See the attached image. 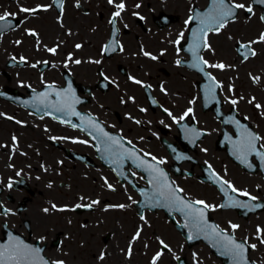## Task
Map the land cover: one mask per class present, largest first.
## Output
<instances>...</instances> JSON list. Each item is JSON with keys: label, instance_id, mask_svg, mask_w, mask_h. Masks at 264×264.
Wrapping results in <instances>:
<instances>
[{"label": "flooded vegetation", "instance_id": "af4514ba", "mask_svg": "<svg viewBox=\"0 0 264 264\" xmlns=\"http://www.w3.org/2000/svg\"><path fill=\"white\" fill-rule=\"evenodd\" d=\"M210 1L115 0L125 10L113 24L117 8L108 0H62L59 11L54 0H0V15L12 14L11 27L0 30V245L15 237L64 264H151L158 251L157 264H223L184 238H124L125 209L136 210V186H148L145 169L153 161H163L159 168L183 194L238 218L219 207L220 181L239 190L231 193L242 204L250 199L240 192L264 198L260 157L248 155L251 165L243 167L227 152L239 157L237 122L264 138V3L232 0L253 13L238 9L234 21L207 34L208 46L201 43L198 55L209 65L232 56L222 70L194 66L190 51L193 20L186 22ZM50 9L55 19L47 17ZM242 45H249L247 58ZM48 97L59 98V117L31 106ZM97 129L120 144L105 151ZM261 145L264 139V153ZM94 200L100 203L84 207Z\"/></svg>", "mask_w": 264, "mask_h": 264}, {"label": "snow or ice", "instance_id": "6c2138e0", "mask_svg": "<svg viewBox=\"0 0 264 264\" xmlns=\"http://www.w3.org/2000/svg\"><path fill=\"white\" fill-rule=\"evenodd\" d=\"M60 6L62 7V0H59ZM110 4H115V7L117 8V11L113 14V20L111 23L115 24V18L119 17L121 13L125 10V4L123 2L116 4L115 0H108ZM259 3H264V0H258ZM139 7V5H137ZM238 9H245L248 13H253V8L251 5H245L243 3H233L232 0H211V7L203 14H197L195 17H189V21L186 23H190L193 19H198L200 27L197 31H194L192 33L193 43L192 47L190 48V51L193 53V56L195 58V64L194 66L199 67L201 64L206 65L208 67L213 68H219L224 69L226 65L224 64H212L209 65L208 61L203 60L202 57L198 55V50L201 47V43L203 42L204 46L207 45V34L211 31L219 32L220 29L224 28L226 24L230 21L232 17L236 16V10ZM21 12L29 13V12H36L38 9H29V8H23L20 9ZM12 14L5 13L3 15H0V30H3L6 27H11V24L9 22V17ZM262 20H264V16L261 17ZM30 35H36L34 32H29ZM181 37L183 36V33L180 34ZM261 40H264V34L261 35ZM177 44H179V40L176 41ZM77 48H80V45H76ZM243 48L242 55L247 58L249 55V45H242ZM50 52L55 53L56 49L52 48L49 49ZM145 56H150L151 59L155 60L157 57L151 56L150 53L144 52ZM251 55H255V52H251ZM75 63L79 64L80 61L76 60ZM179 64L180 61H177ZM204 69L200 67V71H203ZM207 75V74H206ZM211 80L215 81L214 77H210ZM135 83L141 84L142 82L139 80H134ZM216 87H219V85H214ZM150 87V86H149ZM163 90V89H162ZM211 91V89L209 90ZM251 102V101H250ZM234 105L237 103V101L233 100L231 101ZM257 108H260L261 105L257 104ZM57 111H63V109L58 108ZM143 111V109L141 110ZM189 112L191 109L188 110ZM165 112H168L167 109H165ZM66 115L68 113H65ZM75 115H80L79 113H73ZM188 113L186 112L185 115ZM168 115L171 116V113L168 112ZM184 117H181L183 119ZM9 119H11L9 117ZM175 120L176 118L173 117ZM179 121H177L178 123ZM136 123H140L139 121H136ZM237 126L241 129V139L234 145L236 152L239 154V158L246 160L247 156L250 154L255 153L257 156L260 157L262 164H264V154H262L257 148H256V141H259L261 138L258 135L252 133L250 130H248L245 126L239 125L237 122ZM93 127L96 128V125L93 124ZM101 134L102 137L100 139L101 143H105L107 145L105 151L110 152L112 145H119L120 141L112 136H109L107 133L103 132V129H97ZM106 138V139H104ZM129 144H131V141H128ZM261 148H264V145H261ZM128 158L132 157V153L126 154ZM156 158L153 157V160ZM159 163H163V161H159ZM145 162L143 160L140 161V163L137 165L138 167L143 166ZM145 170H150L152 174V179L149 180V183H153L156 185V190L152 194V196L148 197L147 203L151 204L152 206H166V207H173L176 211H179L185 215L186 220L188 221L184 227L185 228H191L195 230V233L189 232L188 239L192 240L194 238H199L200 235H204L205 238L211 239L214 241L216 245H219L225 254H228L232 257L234 264H249V261L247 260V251L248 248L255 249V244H247V242H238L234 236L229 235L226 232H223L218 228V226L215 225H209L207 224L205 220V210L209 207H215L210 206L206 204L203 200H197L194 202H186L183 197L177 196L175 193L182 191V189H171L168 185L165 175L162 170H160L157 167L148 165V168ZM222 190L225 192V195L227 196L228 202L225 204L219 205L220 208L225 207H234V206H240L244 208H249L248 203H241L239 201H235L233 197L228 196V189H230L233 193L238 192L239 190L233 187L228 181L222 180L220 181ZM224 185H227V189L224 188ZM109 189L114 190L112 188L111 184L107 185ZM11 187V185H9ZM51 187V185H49ZM240 195L247 196L251 201H255L257 197L250 196L248 192H240ZM83 199V197H81ZM99 200H94L88 205H85L84 207L92 208L93 205L99 204ZM195 205H201L202 207L196 208ZM82 205L77 204L75 205V208H80ZM113 207H119L124 208L125 205H116ZM252 207H264V205H253ZM53 209L57 208V205H52ZM60 211H64L66 209L61 208ZM10 210L3 209L4 214H8ZM45 213L49 211V209L45 208L43 210ZM143 219V217H141ZM230 227L232 229V232L235 233V231L240 227L238 224H231ZM257 238L260 240L261 244H264V229H261L259 226H257ZM140 238V230L138 229L133 239H139ZM160 244L162 245V249H167L169 252H171V249L169 246L163 241H160ZM41 249L39 248H33L26 244H24L19 239L13 237V239L7 244V245H0V264H64L63 261H52L49 262L45 260L40 255ZM128 254L131 255V248L128 250ZM163 255V251H158L156 255L153 257L151 264H157V261L161 258ZM103 259V256L100 257ZM175 259L180 260V257H175ZM254 264V262H252Z\"/></svg>", "mask_w": 264, "mask_h": 264}, {"label": "rangeland", "instance_id": "374dc122", "mask_svg": "<svg viewBox=\"0 0 264 264\" xmlns=\"http://www.w3.org/2000/svg\"><path fill=\"white\" fill-rule=\"evenodd\" d=\"M45 6L52 8L51 1L50 3L49 1L46 2ZM46 15L50 19H55L57 14L50 9L48 14ZM223 56H225L223 57V59L226 67H228L229 64H233L232 56L230 54L224 53ZM257 77L254 79H257ZM252 85L253 84L250 78L251 89L254 88ZM260 192L261 198L264 197V186ZM146 215L147 217L141 220L137 219L134 213H127L125 226L126 233L124 235V238H134L138 229L140 230V238H176V243L180 241L179 238H183L173 225L167 223V220L162 216V214L155 215L150 213ZM216 219L219 220L221 228L230 233H233L230 227V223L232 224V222H234L233 224L240 225V227L235 231L234 234L238 238L246 239L252 244H255L256 251H254V255L259 260L264 262V244H261L260 240L257 238V226H259L261 229H264V212L256 216H251L249 220H242L238 218L237 215L232 214L231 212H220L216 214Z\"/></svg>", "mask_w": 264, "mask_h": 264}, {"label": "water", "instance_id": "95a60500", "mask_svg": "<svg viewBox=\"0 0 264 264\" xmlns=\"http://www.w3.org/2000/svg\"><path fill=\"white\" fill-rule=\"evenodd\" d=\"M56 5L59 7V0L57 1ZM182 230L187 237H188L190 231L193 232V234L195 233V230L191 229V228L182 227Z\"/></svg>", "mask_w": 264, "mask_h": 264}]
</instances>
